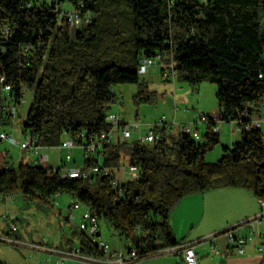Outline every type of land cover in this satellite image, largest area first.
<instances>
[{
	"label": "trees",
	"instance_id": "obj_1",
	"mask_svg": "<svg viewBox=\"0 0 264 264\" xmlns=\"http://www.w3.org/2000/svg\"><path fill=\"white\" fill-rule=\"evenodd\" d=\"M65 4L82 13L76 32L60 16ZM157 54L175 63L181 81L216 85L221 121L235 123L242 135L223 147L221 159L206 161L220 143L211 123L202 141L184 134L153 144L118 137L105 144L102 163L117 167L126 155L139 168L127 194H116L110 178H62L51 167L19 161L0 169V195L44 202L67 195L105 218L142 257L181 244L168 220L187 196L239 188L264 201V132L249 127L264 114V0H0V77L11 86L14 104L23 91L33 93L23 132L43 148L109 132L115 88L140 84V59ZM153 96L141 89L138 100ZM1 101L0 126L11 123L1 110L10 102ZM84 158L81 167L90 170L97 160ZM72 235L83 254L101 256L85 233Z\"/></svg>",
	"mask_w": 264,
	"mask_h": 264
},
{
	"label": "rangeland",
	"instance_id": "obj_2",
	"mask_svg": "<svg viewBox=\"0 0 264 264\" xmlns=\"http://www.w3.org/2000/svg\"><path fill=\"white\" fill-rule=\"evenodd\" d=\"M38 1L51 2V0ZM61 9L65 11L72 10L68 4L62 5ZM153 72L155 71H152L151 75H147L146 78L141 77L140 84H124L115 88L117 103L112 105L110 112H120L126 123L139 125V129L133 132L129 142L139 140L163 116L166 117L168 123L173 124L171 132L172 135H175V138H178L179 122L184 123V125L189 123L193 130L196 127L199 128L198 131L202 135V132H204L203 127L206 124L194 123L190 118L185 120V118L187 119L185 115L195 114L196 121L199 122V113L211 114L217 110L216 85L210 81H204L197 86H193L189 82L181 81L178 78L174 86L172 81L164 80L159 71L157 73ZM141 89L144 90L145 95L151 96L154 93V99L149 102L139 101L138 95ZM32 98L33 93L27 92L21 103L17 104L20 118L13 120L10 124L0 126L2 130L13 133L18 140L24 136L22 121L26 119ZM0 99L4 100L1 90ZM1 100L0 103L2 102ZM257 117L259 116L255 118ZM221 124L218 125L220 126ZM225 125L224 131L220 133V143L208 151L206 155V161L209 163H214L221 159L224 155L223 147H230L241 139L238 130L232 133L230 132L231 127H229V124ZM262 130L264 132V126ZM117 136L119 134L115 133V142L117 141ZM122 141L124 140L121 139L120 142ZM7 152L9 156L6 155ZM42 152L49 155V167L51 168L62 165L66 167H81L85 159V152L79 148L73 150L71 161H66L65 155L67 152L65 150L45 147ZM21 159L24 162H30L33 156L21 151L18 147L0 141V169L4 167L5 162L13 163L16 166ZM123 161V164L127 166L128 157L126 155L123 156ZM224 190L226 189L211 190L198 194H223ZM14 198H16L14 202H8L7 206L6 202H0V237H2L1 233L8 232L6 237H17L21 243L13 244L0 240L1 262L4 264H51L46 261L45 252L38 249H30L27 244H47L50 248L60 247L62 249L70 244L79 243L78 237L72 235L73 230L78 231L79 220L73 218L72 215L77 217L80 211L71 212L69 210V205L73 201L69 196H52L48 199V202L38 198L30 201L21 193L15 194ZM6 213L18 217L16 221L18 230L14 233L9 231L7 221L4 219ZM69 216H71V225L65 220V217ZM99 233V239L108 242L111 246L117 247L120 243L129 245L120 239L113 226L102 217L99 218ZM160 240L162 241V238ZM129 247L131 246L129 245Z\"/></svg>",
	"mask_w": 264,
	"mask_h": 264
},
{
	"label": "built area",
	"instance_id": "obj_3",
	"mask_svg": "<svg viewBox=\"0 0 264 264\" xmlns=\"http://www.w3.org/2000/svg\"><path fill=\"white\" fill-rule=\"evenodd\" d=\"M60 16L63 17L69 24L71 30L76 32L83 23L82 13L79 10H61ZM92 17L87 15L85 22H91ZM4 38H9L11 36V31L8 28L2 30ZM176 65L174 62L164 61V57L161 54H157L154 57L143 56L140 59L138 66V74L141 77H146L150 74L151 71H159L160 75L164 80L172 81L173 85L178 79V71L176 70ZM262 77V75L260 76ZM0 90L3 93L4 98H6L10 103L1 108L4 114H7V117L13 122V120L20 118V113L18 110L17 104L12 103V88L10 85L5 84V78L0 77ZM27 92L23 91V95ZM22 101V99H21ZM166 117L163 116L157 123L152 125L146 134L142 136L139 141L143 143L153 144L155 142L163 141L166 138V130H172L173 124L166 121ZM106 121L110 127L109 132H102L98 137H92L89 140L86 139L85 134H81L80 141H75L70 138H65L62 143L56 147L58 150H65L67 153L65 155L66 161L72 160V153L75 148L82 149L85 152V157H92L97 161L93 163V166L90 170H83L80 166H71L66 167L64 165L53 168L54 172L60 171L62 178H74V179H86L94 181L97 177H106L110 178V185L112 190L119 195L127 194L128 187L127 182L134 181L140 177L139 168L124 164L117 167H107L103 165L104 157V146L105 144H110L114 142L115 133L119 134L118 137H121L125 140H130L133 132L139 129L138 124H129L126 123L120 112H110L106 118ZM206 125L212 124V132L219 133L220 127L218 124L223 123L216 114H205L199 113V122ZM264 126V114L255 118H251L249 127H256L263 129ZM248 128V127H247ZM24 136L22 139H16L13 133L4 131L0 128V141L2 143H9L15 147H18L21 151L26 152L33 156L32 162L43 167L50 166V157L48 154L42 152V146L39 143V140L33 137L30 133L23 132ZM181 134L191 135L196 140L202 141V135L197 128L193 130L190 127L189 123L183 124ZM9 156V153H6ZM37 156V158H35ZM35 158V159H34ZM22 161V160H20ZM5 167L13 165V163L5 162ZM130 176L129 178H127ZM14 195L2 196L0 195V202H6V206L9 203H13ZM261 213L257 216L256 219L252 220L257 222L259 225L264 224V201L260 199ZM69 210L80 211V221L78 230L85 233L89 241L95 245L100 252L101 256H94L83 254L80 246H74L67 249L59 248H50L47 244H27V247L30 249H38L45 253L55 255L57 257L56 264H65V263H83V264H135L137 261L149 258V256L142 257L139 252L134 248H112V246L106 242L101 241L99 233V215L98 213L78 201H72L69 205ZM4 219L7 221L9 231L14 233L18 230L16 226V221L18 217L6 213ZM71 220V216H70ZM243 225V224H242ZM241 226H235L228 228L224 235L228 240L232 250L237 254H244L247 246V238L240 234ZM137 231H139L137 229ZM0 240L6 241L13 244H20L21 242L14 237H0ZM263 250V248H260ZM179 255L186 264H197L198 263V254L192 244H180L176 246H169L162 248L150 255ZM50 262V259L46 260Z\"/></svg>",
	"mask_w": 264,
	"mask_h": 264
},
{
	"label": "crops",
	"instance_id": "obj_4",
	"mask_svg": "<svg viewBox=\"0 0 264 264\" xmlns=\"http://www.w3.org/2000/svg\"><path fill=\"white\" fill-rule=\"evenodd\" d=\"M151 73L152 71L149 75ZM153 73H157V71ZM211 114L219 115L218 108ZM185 116L187 117L185 120L190 118L192 122H198L195 114H189L188 116L186 114ZM182 124L184 123H178V138L182 132ZM225 124H229V127H231L230 132L233 133V131L238 130L242 137L241 130L235 123ZM225 124L218 125L220 127L219 136L224 131ZM3 125H7V123ZM203 128L205 132L207 125ZM166 135L167 137H175V135H172L171 130H166ZM261 210L260 199L256 195L243 189L231 188L224 190L223 194H194L185 197L170 214L168 221L171 232L178 242L194 246L199 257L197 264H264V224L259 225L257 222L252 221L257 218ZM80 215L81 212L77 214V217L75 215H72V217L80 221ZM65 220L71 225L70 216L65 217ZM239 225L241 226L240 234L247 238L246 251L242 255L230 249L231 246L224 235L228 228ZM7 235L8 232L1 233V236ZM77 245L79 243H73L62 249ZM56 248L61 249L60 247ZM112 248L129 247L120 243L119 246H112ZM260 248H263V250H260ZM45 255L47 259H50L51 264H56L57 257L55 255L49 253ZM135 264L186 263L179 255L172 254L152 256L139 260Z\"/></svg>",
	"mask_w": 264,
	"mask_h": 264
},
{
	"label": "bare ground",
	"instance_id": "obj_5",
	"mask_svg": "<svg viewBox=\"0 0 264 264\" xmlns=\"http://www.w3.org/2000/svg\"><path fill=\"white\" fill-rule=\"evenodd\" d=\"M42 150H43V148H42ZM79 231V230H78Z\"/></svg>",
	"mask_w": 264,
	"mask_h": 264
}]
</instances>
